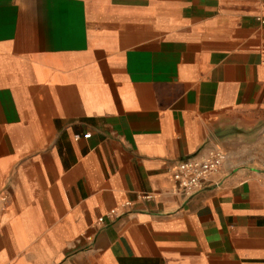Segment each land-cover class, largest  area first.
I'll use <instances>...</instances> for the list:
<instances>
[{"label":"crops","instance_id":"0c3cea01","mask_svg":"<svg viewBox=\"0 0 264 264\" xmlns=\"http://www.w3.org/2000/svg\"><path fill=\"white\" fill-rule=\"evenodd\" d=\"M0 264H264V0H0Z\"/></svg>","mask_w":264,"mask_h":264},{"label":"built area","instance_id":"2783aa9c","mask_svg":"<svg viewBox=\"0 0 264 264\" xmlns=\"http://www.w3.org/2000/svg\"><path fill=\"white\" fill-rule=\"evenodd\" d=\"M224 159L223 152L213 150L203 159L190 158L179 161L170 171L175 191L186 197L192 196L211 176L218 173ZM140 198L145 201L153 199L150 194H142ZM101 222L102 220H99V223Z\"/></svg>","mask_w":264,"mask_h":264}]
</instances>
